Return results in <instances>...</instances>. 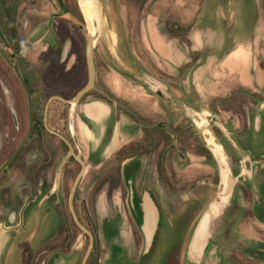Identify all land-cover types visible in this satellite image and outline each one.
I'll return each instance as SVG.
<instances>
[{"label": "rangeland", "instance_id": "1", "mask_svg": "<svg viewBox=\"0 0 264 264\" xmlns=\"http://www.w3.org/2000/svg\"><path fill=\"white\" fill-rule=\"evenodd\" d=\"M2 1L9 3L11 15H18V11L26 9L28 14L45 17L40 22L38 20L39 23L34 34L39 31L37 34L39 48L47 47L50 32H48V28L46 29L49 17L46 7L48 8L49 1L0 0V2ZM63 1L69 13L62 12L57 7L56 1L50 0L56 14L70 17L78 25H82L80 63L85 75L78 84L70 89L60 85L39 87L38 118H41L43 107L50 95L59 92L62 93L60 96L70 98L87 81L84 48L87 37L92 31L91 24L81 10V0ZM180 5L183 19V39L181 40V51L179 52L180 49H178L177 53H179V61L182 60L181 67L184 74L194 67L193 74L191 73L193 76L189 82L192 90L185 94V103L200 112L207 109L210 113H216L217 118L210 115H206L205 118L211 125L216 124V120L225 124L228 130L235 135L234 139H237L238 134L240 135L242 130L244 131L242 111L254 110L256 104L243 103L246 101L238 103L237 96H234L233 93H239L238 96L241 97L240 95L245 93L244 86L249 84L248 74L253 76L254 69L258 70L264 64V0H181ZM95 7L101 25L100 35L94 42V55L98 67L97 83L94 88L82 96L75 106L57 99L50 103L49 112L51 111L52 125L64 128L68 122L73 128L74 116L82 109L83 113L92 114V117L93 112L95 115V111H99L102 119L98 129H102V134L105 136L111 125L113 107L100 103L95 108L93 102L85 107L86 100L96 98L94 101L101 102L102 99L99 97H102V94L96 90L100 89V86L105 91L111 90L115 95L120 91V96L130 97L136 93L140 96L141 92H146V87L134 81L128 74L140 76L144 71H138L139 68L143 64L149 65L151 62L158 65L163 62L165 70L159 71L153 65L150 67L155 69V74L160 75L162 79H173V75L170 74V72H174L173 69L163 60L170 59L176 63L177 53L167 50L171 56L165 55L166 46L159 36L160 34L161 37H164L165 33L163 35V30L160 31L161 24H157L156 9L151 13V16L154 17L152 18L148 11L149 7H144L139 0H95ZM61 32H64L62 28ZM149 35L152 36L156 50L159 51L152 50L150 55L148 53L149 46L145 41ZM144 44L145 48H143ZM0 48L4 52L1 46ZM259 54L262 56L259 57ZM47 58L48 56L45 55L43 59ZM46 64L39 59L40 66ZM114 68L120 72H115ZM17 75L20 73L15 72L7 65L0 55V140L3 143H6L8 138L14 137L18 127H21L22 134L27 127V95ZM261 75L264 77V73ZM103 78L106 81L105 86H103ZM235 79H240L242 84L235 83ZM32 91L34 92V88ZM229 92L233 96L230 97L231 100L226 101L224 95ZM156 99L160 100L158 97ZM171 107L169 108L171 109ZM180 107L181 105L175 106L176 110L172 107V111H176L177 115L182 117V127L173 129L176 137L172 138L162 130L158 132L166 139L165 148L168 150L167 154L171 162L169 169L172 173V182L161 179L159 171H163V169L156 168L151 160L148 163V158H143L144 172L138 173V176H141V183L136 184V189L142 191L150 189L155 194V199L160 207L156 235L147 252H143L144 241H142L141 235L136 236L138 233L137 224H139L137 219L140 215L139 212H135L131 208L132 200L128 198V185L123 179L120 181L117 179L121 167L119 161L125 158L127 148L124 147L120 153H116L113 152V148L119 146L117 140L114 143L109 141L107 144H103L102 156L105 160L101 167L103 168L102 178L95 181L91 179V176L100 169L97 165L99 156L96 157L97 152H95L97 148L95 143L98 142V139L95 132L91 133L92 137L90 135V138L89 135H84L87 136L88 167L83 176L80 196L83 197L84 192L85 198L76 200L74 206L78 219L93 234L94 240L86 264H94L96 258L99 257L100 264H177V258L181 256L180 251L187 247L188 239L197 219L212 200L218 186L216 163L211 151L206 147L204 135L197 130L184 107ZM30 108L34 112L33 100L32 102L30 100ZM175 118L176 116L173 115V121ZM79 125L83 127L82 122ZM172 125L174 126L175 123ZM211 128L215 136L226 143L224 145L225 152H223L230 163L233 174L236 175L242 169L238 154L230 144H227L229 142L222 131H219L216 126ZM155 140V144H158V140ZM12 143L16 145V142ZM261 151L262 149L257 145L252 147L253 155H257ZM143 156L145 157V155ZM169 169L166 168V171ZM248 180L250 179L244 174L238 176L227 206L215 218L210 241L225 239L223 236L224 225L226 222L228 223V211L226 210L234 200L243 203V206L238 203V213L230 217L231 221L228 224L231 225V237L229 235V238H238V232H233L232 229L239 231L242 228L248 229L246 226H250L251 229L258 230L253 224L264 223L259 222L257 218L251 220L250 215H247L248 212H245V201L239 193L242 187L249 188L245 183ZM248 188L249 191H255ZM38 198V205L34 207V221L28 222L34 223V247L30 250L25 247L24 250L22 249L23 254L28 258L47 257L62 251V254L73 256L74 260L73 262L71 260V264H80L88 245V236L74 224L71 215H68L70 231L60 230L59 220L62 224L63 217L57 211L49 209L51 199H47L45 194ZM135 202L137 206V201ZM22 224L23 221L19 226ZM26 232L29 231L20 230L19 238H24L22 235ZM13 233L17 232L13 231ZM253 238L262 239L263 237H260L257 232ZM139 250H141L140 253Z\"/></svg>", "mask_w": 264, "mask_h": 264}, {"label": "flooded vegetation", "instance_id": "2", "mask_svg": "<svg viewBox=\"0 0 264 264\" xmlns=\"http://www.w3.org/2000/svg\"><path fill=\"white\" fill-rule=\"evenodd\" d=\"M47 1H49V6L48 8L46 7V11L49 12V17L46 22V29L48 28L50 37L47 41L48 46L45 47L42 45L43 48H39L37 43V34L39 31L34 34V30L37 28V24L45 19V17L28 14L26 9L24 11H18V15H11L9 3L7 1L0 2V4L2 3L0 6V46L5 52V57L1 53L0 55L3 57L7 65H9L15 72L18 71L20 73L17 77L26 92L28 102L27 127L23 131V134L21 127H18L14 134L15 138H8L6 143H3V141L1 142L0 140V225L2 224L11 232H17L13 233L12 246H16L18 249L21 248L18 251V249H12L11 247L8 256L6 257L7 259L10 256L11 261L9 264H71V260L73 262V256L62 254V251L47 257L28 258L23 254L24 252L22 249L24 250L25 247L29 250L34 247V223L28 222L34 221V207L38 205V197L45 194L47 199H51L49 209L57 211L58 214L63 217L62 224L61 220H59L60 230L70 231L71 226L68 215H71L72 217V214L69 206V195L72 184L81 169V163L76 157L78 153H80V158L84 161L86 169L74 191L73 207L75 212L76 209L74 202L79 198H81V200H84L85 198L84 192L83 197L80 196L83 176L88 167L86 158L88 153L87 136L84 135L87 134L90 138L91 133L95 132V136L98 139V142L95 143L97 147L95 151L97 152L96 157L99 156V162L97 165L100 169L91 176L92 180L97 181L100 180L99 178H102L101 172L103 168L101 167H103V161L105 160L102 156L104 149L101 129H98L99 124H97V128L93 130L86 125V121L81 113L77 114L78 118L77 115L74 116L73 128H71V125L68 124V122L65 124L66 127L64 128L51 124V111L49 112V106L52 101L57 99L51 100L48 104L47 101L51 96L61 95L62 93L60 94L59 92H56L49 96L43 107L42 116L41 118H38L37 109L39 107L37 96L39 87L45 88L50 85H60L61 87L70 89L78 84L83 75H85V71H83L80 63V30H82V25H78L73 19H70V17H64L59 13L56 14L50 0ZM55 1L57 7H59L62 12L69 13L63 0H61V3H59L58 0ZM139 1H141L144 7H149L148 10H153L156 7L162 12V15H160L161 17H157V24H161L159 26L161 29L160 31L163 30V35L165 33L161 40L164 41L166 46V54H162L169 57L171 55L167 53V50L175 51V53H177V50L180 49L178 50L180 52L182 46L181 40L183 39V22L181 9L179 8L181 0ZM61 28L64 32H61ZM41 32H43V30H41ZM150 36L151 35H149L148 38H145V41L149 46V55L152 50L159 52L156 50L152 36ZM159 36L161 35L159 34ZM143 48H145V44L143 45ZM145 54H147L146 51ZM45 55L48 56L47 59H43ZM39 59H41V62H46L47 64L40 66ZM176 59V63H173L174 61H171L170 59H164L163 61L166 62L167 65H170V68H172L173 71L179 72L182 68L181 60L179 61V53H177ZM93 60L95 65V86L98 80V67L95 60L94 49ZM13 65H15V67ZM150 65L155 66L159 71L163 69L165 70L163 62H161L160 65L151 62L149 65L143 64L138 71L143 70L160 80H167L162 79L160 75L155 74V69L151 68ZM114 69L115 72H120L117 68ZM103 83V86H105V78H103ZM166 83L173 95L174 92L171 88V83ZM84 84L85 83H83V85ZM33 88L34 92L32 91ZM96 90L102 94V97H99V99L105 100L111 105L114 104L115 106H113L115 110H118L116 112L119 114L121 111L120 114H123L126 117L125 120L127 123L129 119L127 118L128 116L130 119L133 118L138 126L142 125V135L139 139H135L130 143H118L119 146L113 148V152L116 153H120L124 147L127 148L125 158L119 161L121 167L119 178L117 179L118 181L123 179V181L127 183L129 190L128 198L129 200H132L131 208L134 209L135 212H139L138 203L143 191L136 189V184L141 183V176H138V173L144 172L145 163L143 158H148V163L151 160L156 168L163 169V171H159V177H161V179L166 181L167 178V180L172 182V173L169 169L171 162L170 158H168V150L165 148L166 139H164L158 132L162 130L165 134L172 136L173 130H169L171 128L170 126L165 128L166 124L162 120H158L155 121L153 125L154 127L152 128L154 133L151 134V128H146L147 126L143 123L140 115L133 110L132 106L128 105L127 100H120L118 95H115L111 90L109 91V89L107 91L103 90L102 86H100V89L97 88ZM244 99L249 103L256 104L255 109L251 110V112H253L252 116H254V118L257 117L258 121H260L262 119L261 116L264 117V87L247 89ZM30 100L31 102L32 100L34 102V112L31 111ZM242 112L243 113L241 114L243 115V118L250 113L249 111ZM114 118L116 119V117ZM125 120L123 122H125ZM81 122L83 127H80L79 125ZM212 126H216L217 129L221 131L217 124ZM155 139L158 140V144H155ZM12 142H16V145ZM67 142L72 145L73 154H70L66 160L63 161L70 150ZM133 145L135 146V150L133 149ZM151 154L153 155L152 157ZM143 155H145V157ZM251 159L252 161H255V172L252 181L248 180L245 181V183H247L249 188L255 191H249L247 190L248 187L244 186L240 190L239 195L243 196L242 199L245 201L244 207L246 208L245 212H248L247 215H250L251 220L257 218L259 222L262 223L264 222V152H260L257 155L251 153ZM166 168L169 170L166 171ZM149 192L154 198H156L155 194L150 189ZM135 201H137V206ZM238 203L243 206V203L235 200L228 205V209L226 210L228 211V223L231 221L230 217H233L238 213ZM83 207L85 209V204ZM255 210L256 212H254ZM21 221H23V224L19 226ZM228 223L226 222L224 225L225 229L223 236L225 239H212L210 241L208 249H211V257L207 258L205 256L208 252L206 251L199 263L189 262L186 257V248L184 247L180 251L181 256L177 258V264H264V223L253 224L258 230L251 229L250 226H246L248 229L242 228V230L239 231L232 229L233 232H238V238L235 237L236 239L229 238V235L231 237V225ZM74 224L76 223L74 222ZM20 230L29 232L23 233L22 236L24 238H19L18 235ZM257 232H259L260 237H263L262 239L253 238V235ZM94 264H100V257L96 258Z\"/></svg>", "mask_w": 264, "mask_h": 264}, {"label": "water", "instance_id": "3", "mask_svg": "<svg viewBox=\"0 0 264 264\" xmlns=\"http://www.w3.org/2000/svg\"><path fill=\"white\" fill-rule=\"evenodd\" d=\"M58 1L59 3H61V0ZM90 24L92 31L88 35L85 45L87 81L83 86H81L75 92V94L72 97L64 98L60 95H54L49 98L47 104L53 99H60L61 101L70 103L72 106H75L85 93H87L90 89L94 88L95 65L93 60V49H94V42L98 39L101 31L100 18L96 10H95V16L92 17ZM0 53L4 56V52L2 51L1 48H0ZM13 66L15 67V65ZM128 75L136 81L147 84L150 87V89L160 97L170 100V95L168 93L166 85L156 77L146 74L144 72H142L140 76H137L132 73H129ZM183 107L188 117L193 121L197 130L204 135L206 141V147L211 151L213 155L218 172L217 190L212 200L207 204V206L204 208L199 218L197 219L187 244V249H186L187 259L191 262L199 263L200 259L202 258V256L207 251V248L210 245V238H211L215 218L220 213H222L224 208L227 206L228 201L233 192L234 185L238 181V176L244 174L248 178H250L252 176L253 165L251 163L249 153L242 151L238 146L234 144L242 162V169L237 175H234L230 167V164L224 155L221 144L219 143L218 139L209 128L211 125L205 118L207 111L202 110V112H200L187 105H183ZM212 115L215 118H217L216 113H213ZM215 122L226 133L222 124L217 120ZM68 145L70 150L66 154L63 161H65L70 154H73L72 145L69 143ZM76 157L77 159H79L81 163V169L78 172L72 184V188L69 195V206L71 209L73 221L88 236V245L86 247V250L84 252V255L80 263V264H85L93 244V234L86 226H84L80 222L73 207V196H74L75 188L86 169L84 161L80 158V153H78ZM158 223H159V212L157 206L154 200L151 198L149 192L145 190L142 197V216H141V229L144 233L143 252H147L150 249L154 239V235L158 227ZM209 253L210 251L207 252L206 257L210 255Z\"/></svg>", "mask_w": 264, "mask_h": 264}, {"label": "crops", "instance_id": "4", "mask_svg": "<svg viewBox=\"0 0 264 264\" xmlns=\"http://www.w3.org/2000/svg\"><path fill=\"white\" fill-rule=\"evenodd\" d=\"M180 7H181V5H180ZM155 9L157 11L154 10V9L153 10H151V9L148 10V11H150V17H152V18H154V17L151 16V13L155 12V11L157 12V14H158L157 16L158 17L160 15H162L161 11H159L156 7H155ZM182 22H183V19H182ZM147 24H148V21H147ZM161 38L162 37L160 36V39ZM256 56H258V54H256ZM261 56L262 55L259 54V57H261ZM258 60L262 63V61L260 59H258ZM182 69L183 68H181V71H179V72L178 71L177 72H175V71L174 72H170V74L173 75V79L172 80L175 79V81L160 80L159 79L161 82H163L166 85V88H167L168 93L170 95V100H167V99H164V98L160 97L159 95L154 93L147 84L139 82V81H136V80H134V81L139 82V83H141L142 85H144L146 87V92L147 93L145 91H143V92L140 93L141 94L140 96H138L137 93H136V94H134V96L131 95L130 97H125L123 95L120 96L119 93L121 94V92L118 91L119 93L117 95L120 98V100L125 99V100L128 101V105L132 106L133 110H135L140 115L141 119L143 120V123L146 124V126H147L146 128H151V134L154 133L152 128L154 127L153 125H154L155 121H158V120H162L166 124L165 128H167V126H170L171 128L169 130H173V129L182 127V117L177 115L176 111H172V107H174V110H176L175 106H177L178 103H179L178 105H181V107L183 105H187L185 103L186 102L185 101V94L192 90V87L190 88L189 82L191 81L190 79L193 76L192 74H193L194 67L189 69L188 71H186L187 73H185V74L182 71ZM144 73H146V72H144ZM261 73H264V64L261 66L260 69H258V70L254 69V71H253L254 75L253 76L252 75L249 76V74H248L247 79L249 81V84H248V86H244L246 88L245 89V93L241 94L240 95L241 97L238 96L239 93H233V94H235L234 96H237V100L236 101L238 103H242L243 101H246V102H243V103H247V100L244 99V97L246 96L247 89H250V88H254L255 89V87L256 88L257 87L258 88L259 87L260 88L264 87V77H262ZM146 74H149V73H146ZM149 75H151V74H149ZM228 80H230V79H228ZM234 81L238 85H239V83H240V85L242 84V81L240 79H235ZM166 82H170L171 83V85H172L171 88H172V90L174 92L173 95L171 94V92L169 90V86H168V84ZM228 82L230 83L231 81H228ZM181 84H182V87H181ZM183 93H184V95H183ZM152 94H154V95H152ZM155 96L158 97L160 100L156 99ZM232 96L233 95L232 94L230 95V92H229V93L224 95V99L226 101H229V100L232 99V98H230ZM95 99L86 100V103L84 104L85 107H88V105L90 103H92V102H93L95 108L98 105H100V103H104L105 105H111L110 103H108L105 100L104 101L101 100V102H100V101H94ZM113 105H111V106L113 107L114 112L112 114V119H111V122H110L111 125L109 127V132L107 131L105 136H103L102 129H101V135H102L101 137H102L103 144L105 145L109 141H112L114 143L115 140H117V142L119 144H123V143H127V142L130 143V142H132L135 139H139L141 137V135H142V130H141L142 129V125L138 126L137 123H135V120L133 118L130 119V117H128V116H127V118H129V119H128V123H127L126 120H125L126 117L123 114H120L121 111L118 114V112H116L118 110H115V108H114L115 105L114 106ZM187 106H189V105H187ZM169 107H171V109ZM189 107L193 108L192 106H189ZM193 109H195V108H193ZM206 111H207L206 115H208V116L210 115V116L214 117L212 115L213 113H210L207 109H206ZM249 112L250 113H248L246 115V117L243 118V121H242V127L244 128V131L242 130V134H240V135L238 134L237 139H234L233 136H235V135L232 134V132L230 130H228V128H227V126L225 124L221 123L222 126L224 127L226 133L220 128V126L216 122L215 123L219 126L220 130L224 133L227 142H229L227 144H230L233 147L235 152L238 154L239 158H240L239 153L236 150V147L234 146V144L236 146H238L242 151L249 153L250 160H251V163H252L253 167H252V176L250 178H248V179L252 180V178L254 176V172H255V167H256L255 163H254L255 161H252V159H251L252 147L254 145H257L259 148L262 149L261 153L264 152V117L261 116L262 119L260 121H258L257 117L254 118V116H252L253 112H251V111H249ZM80 113L82 114V117L86 121V125L91 127L93 130H95L97 128L96 127V126H98L97 124H99V125L101 124L102 117H101V113L99 111H97V112L95 111V115H94V112H93V117H92V114L87 115V114L83 113V109L80 111ZM173 115L176 116L174 121H173ZM114 117H116V119ZM217 117H218V115H217ZM117 119H118V121H117ZM122 119L125 120L124 124H123L124 120H122ZM174 123H175V125L176 124L177 125L173 126L172 124H174ZM211 127H212V125L209 127L210 130H212ZM213 134H214V132H213ZM172 136L176 137V135H174V133H173ZM250 138H252V139L248 142V140ZM218 141L221 144L222 149L224 151V145L226 143L223 142V141H220L219 139H218ZM240 161H241V159H240ZM241 166H242V164H241ZM166 180H167V178H166ZM144 191L142 192L140 201L138 203V211H139L140 217L137 219L139 224H137L138 233H136V236L137 235H141L142 241H144V233H143V231L141 229L142 197H143ZM146 191L149 192V190H146ZM149 194H150V192H149ZM150 196L154 200V202H155V204L157 206L158 212H159V216H160V207L157 204L156 199L151 194H150ZM12 238H13L12 232L10 230L6 229L1 224L0 225V264H9L10 263V261H11L10 256L7 259H6V257L8 256V253H9L11 247H12V249H16V250L18 249V247L12 246L13 245L12 244ZM188 241H189V239H188ZM187 244H188V242H187ZM186 249H187V247H186ZM140 251L141 250H139V253H140ZM207 251H210V253H209L210 255H208L207 258L211 257V254H212L211 249L210 250L208 249Z\"/></svg>", "mask_w": 264, "mask_h": 264}, {"label": "bare ground", "instance_id": "5", "mask_svg": "<svg viewBox=\"0 0 264 264\" xmlns=\"http://www.w3.org/2000/svg\"><path fill=\"white\" fill-rule=\"evenodd\" d=\"M80 7L85 18L88 20V22H90L92 17L95 16V10H96L95 0H81Z\"/></svg>", "mask_w": 264, "mask_h": 264}]
</instances>
